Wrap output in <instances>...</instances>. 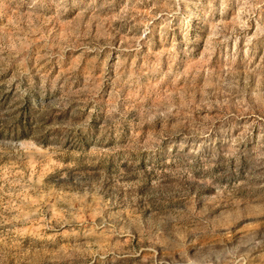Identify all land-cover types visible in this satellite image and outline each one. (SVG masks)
I'll return each mask as SVG.
<instances>
[{"label": "rangeland", "instance_id": "obj_1", "mask_svg": "<svg viewBox=\"0 0 264 264\" xmlns=\"http://www.w3.org/2000/svg\"><path fill=\"white\" fill-rule=\"evenodd\" d=\"M0 264H264V0H0Z\"/></svg>", "mask_w": 264, "mask_h": 264}]
</instances>
